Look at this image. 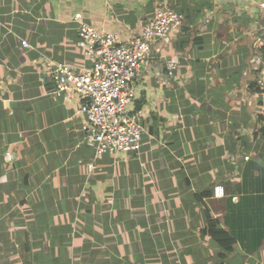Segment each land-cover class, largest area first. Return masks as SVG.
I'll list each match as a JSON object with an SVG mask.
<instances>
[{
  "label": "crops",
  "instance_id": "1",
  "mask_svg": "<svg viewBox=\"0 0 264 264\" xmlns=\"http://www.w3.org/2000/svg\"><path fill=\"white\" fill-rule=\"evenodd\" d=\"M160 3L185 18L135 83L142 147L98 158L50 64L91 65L76 18L128 42ZM259 56L264 0H0V264H264Z\"/></svg>",
  "mask_w": 264,
  "mask_h": 264
},
{
  "label": "built area",
  "instance_id": "2",
  "mask_svg": "<svg viewBox=\"0 0 264 264\" xmlns=\"http://www.w3.org/2000/svg\"><path fill=\"white\" fill-rule=\"evenodd\" d=\"M183 13L160 3L154 17L142 32L131 41H122L112 32L97 28L76 18L78 44L91 65L83 70L65 63H51L49 77L59 95L70 92L82 102L79 111L85 116V138L95 147L96 156L106 153L139 151L142 147L144 126L142 114L130 110L136 97L135 83L142 68L149 63L153 48L168 42L172 33L184 23ZM23 46L31 44L23 40ZM261 69L257 80L260 92V114L264 117V56L257 58ZM180 61L178 56L164 60L167 75L173 76ZM8 158L11 152L6 153ZM249 159V156H246ZM222 186L215 188V196H223Z\"/></svg>",
  "mask_w": 264,
  "mask_h": 264
},
{
  "label": "trees",
  "instance_id": "3",
  "mask_svg": "<svg viewBox=\"0 0 264 264\" xmlns=\"http://www.w3.org/2000/svg\"><path fill=\"white\" fill-rule=\"evenodd\" d=\"M205 233L211 235L212 238L220 245L223 250V252L220 253L222 257H225L227 253L233 250L235 238L227 230L218 228L216 222H210L205 230ZM257 246L258 244H255L254 248Z\"/></svg>",
  "mask_w": 264,
  "mask_h": 264
}]
</instances>
